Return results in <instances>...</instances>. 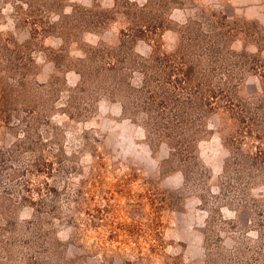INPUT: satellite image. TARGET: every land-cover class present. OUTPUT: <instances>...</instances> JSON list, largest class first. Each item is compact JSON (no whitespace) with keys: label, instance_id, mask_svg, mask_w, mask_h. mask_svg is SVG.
<instances>
[{"label":"rangeland","instance_id":"374dc122","mask_svg":"<svg viewBox=\"0 0 264 264\" xmlns=\"http://www.w3.org/2000/svg\"><path fill=\"white\" fill-rule=\"evenodd\" d=\"M0 264H264V0H0Z\"/></svg>","mask_w":264,"mask_h":264}]
</instances>
